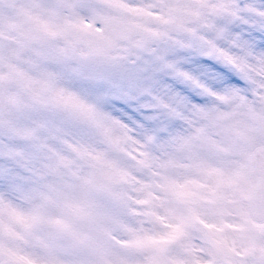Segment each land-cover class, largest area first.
I'll return each instance as SVG.
<instances>
[{"label": "snow or ice", "instance_id": "snow-or-ice-1", "mask_svg": "<svg viewBox=\"0 0 264 264\" xmlns=\"http://www.w3.org/2000/svg\"><path fill=\"white\" fill-rule=\"evenodd\" d=\"M143 11L162 27L131 41L105 98L107 119L70 94L47 105L101 130L102 151L67 140L54 120L35 121L19 143L0 129V264H264V224L258 239L230 238L221 210L225 190L244 175L225 167L227 155L264 161V0H179ZM177 153L206 191L168 174ZM138 165L146 171L136 183L114 187ZM247 194L264 221V167ZM205 204L216 222L198 227ZM133 208L137 224L153 229L108 227L99 253L85 222L118 223ZM127 245L139 251L111 258Z\"/></svg>", "mask_w": 264, "mask_h": 264}, {"label": "rangeland", "instance_id": "rangeland-1", "mask_svg": "<svg viewBox=\"0 0 264 264\" xmlns=\"http://www.w3.org/2000/svg\"><path fill=\"white\" fill-rule=\"evenodd\" d=\"M166 2L179 0H0V129L11 128L19 143L35 121L54 120L67 140L95 144L97 151H102L106 145L101 142L105 139L101 130L51 109L48 102L55 94H70L92 107L99 119H107L105 98L111 83L125 69L131 41L156 34L162 27L157 16L146 15L143 9ZM97 26L103 29L99 33ZM49 144L67 157L74 156L59 141L50 139ZM191 163L187 154L177 153L168 174L179 183H190L204 192L203 178L184 166ZM225 167L244 173L238 187L225 190L221 202L224 222L231 225L230 238L258 239L264 221L256 222L251 217L253 207L247 190L256 173L249 155L229 154ZM138 169L135 176L130 174L128 184L114 187L136 183L146 166L138 165ZM146 183L147 180L142 181ZM138 218L133 208L121 222L108 225L101 219L85 222L84 228L95 237L93 244L102 254L109 242L108 227L121 232L130 226L153 229L148 223L138 225ZM196 222L198 227L213 224L216 213L205 204ZM138 251L127 245L110 255L121 260L123 252Z\"/></svg>", "mask_w": 264, "mask_h": 264}, {"label": "water", "instance_id": "water-1", "mask_svg": "<svg viewBox=\"0 0 264 264\" xmlns=\"http://www.w3.org/2000/svg\"><path fill=\"white\" fill-rule=\"evenodd\" d=\"M249 161L251 165L254 168V171L257 173L262 167H264V161H261L259 159L258 154L257 155H249ZM251 203L253 207V211L251 213V217L254 221L256 222H262L260 216H261V211H260V201L258 199H253L251 197Z\"/></svg>", "mask_w": 264, "mask_h": 264}]
</instances>
